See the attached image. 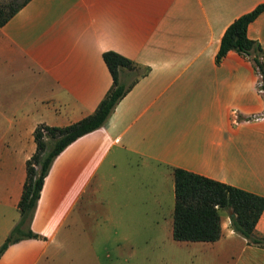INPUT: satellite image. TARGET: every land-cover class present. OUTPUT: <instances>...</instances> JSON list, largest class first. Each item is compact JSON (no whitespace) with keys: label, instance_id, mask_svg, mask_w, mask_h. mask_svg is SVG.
<instances>
[{"label":"crops","instance_id":"0c3cea01","mask_svg":"<svg viewBox=\"0 0 264 264\" xmlns=\"http://www.w3.org/2000/svg\"><path fill=\"white\" fill-rule=\"evenodd\" d=\"M262 2L27 0L1 24L0 244L18 217L34 127L95 108L111 84L102 51L147 69L53 157L30 220L39 236L8 243L0 264H264V246L233 231L228 209L212 241L171 235L174 167L264 196L259 72L232 49L215 60L226 25ZM246 34L264 47V10ZM85 213L104 233L88 234ZM254 229L264 235V207Z\"/></svg>","mask_w":264,"mask_h":264},{"label":"trees","instance_id":"16d2710c","mask_svg":"<svg viewBox=\"0 0 264 264\" xmlns=\"http://www.w3.org/2000/svg\"><path fill=\"white\" fill-rule=\"evenodd\" d=\"M26 1H1L0 25ZM262 10H264V2L236 16L226 25L215 53V60L218 61L227 50H235L248 57L264 79V63L261 59L264 47L246 34L247 24ZM101 56L110 73L111 84L95 108L65 125L40 123L34 127L32 134L35 149L25 160V177L17 202L18 217L1 242L0 253L8 243L23 237L39 236L31 230L30 220L43 178L53 157L77 136L100 126L115 102L147 69L114 50H104ZM124 70L132 76L127 83L119 78ZM172 174L174 202L171 235L173 239L206 241L216 239L220 234L218 210L228 209L233 231L244 237L247 243L264 246V235L258 234L254 229L255 222L264 207V196L181 167H174Z\"/></svg>","mask_w":264,"mask_h":264},{"label":"rangeland","instance_id":"374dc122","mask_svg":"<svg viewBox=\"0 0 264 264\" xmlns=\"http://www.w3.org/2000/svg\"><path fill=\"white\" fill-rule=\"evenodd\" d=\"M1 1H7V0H0V2ZM13 1H20V0H13ZM162 215H163V213H162ZM96 218H97V220H96ZM98 218L99 217L97 215L94 217V219H95L94 223L96 221H99ZM84 220H85V222H87V225L89 226V228L86 229L89 235H94V236L97 235V236H99V235H101L102 232L104 233L105 230H103L102 227H98L99 229H97L98 230L97 232H96V228L97 227L96 228L94 227V229L91 228V225L93 224V223L90 224L93 221L92 218H91V215H88V214L85 213ZM100 221H102V219H100ZM92 230H93V232H92ZM109 235H113L112 231H110ZM146 262H147L146 264H162V263L157 262L156 260L154 261L153 259L152 260H147Z\"/></svg>","mask_w":264,"mask_h":264},{"label":"built area","instance_id":"2783aa9c","mask_svg":"<svg viewBox=\"0 0 264 264\" xmlns=\"http://www.w3.org/2000/svg\"><path fill=\"white\" fill-rule=\"evenodd\" d=\"M255 88H256L257 92H259L264 97V79H263V75L261 73H259V75H258V78H257L256 83H255ZM252 118H255V119L264 118V111H261L257 114L252 115Z\"/></svg>","mask_w":264,"mask_h":264}]
</instances>
